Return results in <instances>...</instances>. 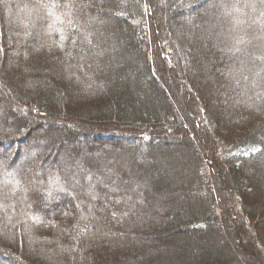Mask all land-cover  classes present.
Wrapping results in <instances>:
<instances>
[{
	"label": "trees",
	"instance_id": "1",
	"mask_svg": "<svg viewBox=\"0 0 264 264\" xmlns=\"http://www.w3.org/2000/svg\"><path fill=\"white\" fill-rule=\"evenodd\" d=\"M0 99V264H264V0H0Z\"/></svg>",
	"mask_w": 264,
	"mask_h": 264
},
{
	"label": "rangeland",
	"instance_id": "2",
	"mask_svg": "<svg viewBox=\"0 0 264 264\" xmlns=\"http://www.w3.org/2000/svg\"><path fill=\"white\" fill-rule=\"evenodd\" d=\"M72 1H75L78 6H82L83 9L86 7V5L89 4V2H92V0H72ZM218 14L219 13L213 14L211 12L210 15H209L208 12H207V17H210L211 23H209V25H208V27L206 29L207 30L209 29L211 32L214 31V33H216V35H218V34L221 33L227 39L229 37V35H230V34H228L229 33V28H230V19H226V17H223V16L220 18L218 16ZM215 23H218V24H215ZM111 30H113V29H111ZM106 34H107V38L110 41H112L113 39H116L118 37L117 34L111 33L109 30H108V33L106 31ZM222 39L223 40H226L224 37H222ZM223 40H219V42L217 43V45H219V48L220 49H218V56H217L218 60L216 62V65H219V63H220L219 61H220L221 56L223 54L222 53L223 52V49H224V47L226 45V41H223ZM117 43H118V45H120V38L118 39ZM112 53H114V52H112ZM118 53H120V51H118ZM133 54H135V53L132 52V54L130 56H128L127 54H124V57L127 58V59H129L131 61L132 59H134V58H132ZM109 61H111V62L108 63V67L109 66L111 67L112 66L111 63L114 62L113 61V58H111ZM220 65L221 66H224L225 63L224 62L223 63H220ZM110 74H112V72H110ZM109 76H107L108 77V81L110 80V77ZM210 76L213 77V75H210ZM174 96L176 97V98L174 97L176 99V101L180 104V101H179L178 97L175 94H174ZM170 99H172V98H170ZM0 100L2 101V99H0ZM11 107L14 108V105L11 106ZM180 107H181V104H180ZM193 108H194V102H193ZM196 108H197V106H196ZM180 109H182V108H180ZM14 112H15V108H14ZM202 114L203 113L200 111V113H199L200 119L202 118ZM6 116H8V113H6ZM209 119H211L210 116L209 115L208 116L206 115V121H207V123H211ZM39 121H41V120H39ZM47 121H48V119H47ZM39 123L40 122H37L36 120L33 121V123L31 122V124H35V125H34L33 129L29 133H30V135L33 137V139L35 141H33L32 138L29 139V141H24V142H21L22 140H20L19 138L14 141V147L15 148H19L21 150L20 153H23L24 152V155L22 154V155H20L18 157V159H20L22 162H29L30 164L32 163L33 153L28 152V148L29 147L34 148L37 153H41V152H44V151H46L48 149L49 150L50 149L51 150L52 149H55L56 148V147H54L55 144H57L60 141V145L61 144H63V145L57 147L58 150L56 152L55 160H57V159H59V160L60 159H63L64 161L65 160L67 161L70 157H72V153L76 150V148H80L81 151H82V149L87 148V146H84V145H83L84 147H82L81 145H80L81 147L79 145L73 146L74 145L73 142L70 139L67 140V138H65L66 137V133H65L66 131L59 130V129H54L52 127H48L47 128L45 125H41L39 127L38 126ZM52 123H54V122L52 121ZM41 128H42V130H41ZM23 129L24 128L21 129L22 134L27 133L26 131L23 133ZM207 129H210V128H207ZM212 130H213V127H212ZM196 135L198 136V133H196ZM26 138H27V135H26ZM198 138H199V136H198ZM2 140H6V139L2 138L1 141ZM87 142H89V140ZM161 143L163 144V141H161ZM198 143L199 144H202V142H200V141L198 142V140H196L195 141V148H196V146H198ZM88 147H89V145H88ZM2 151H3V149H2V145L0 143V154L3 153ZM6 152H9V154H10V153L13 152V149H8V151H6ZM26 152L29 155L25 154ZM90 159H92V158H90ZM154 162L153 163L150 162V163L153 164L154 166L155 165L158 166V164L156 162L155 163ZM161 166L163 167V165H161ZM65 167H68V168L65 169V171L72 170L70 164H68V163H66ZM164 167H165V171L162 172V168H161V173H159V174L162 175L161 184L159 185V187L162 190H164L167 186L170 187L171 182L174 179V174L169 171V167H167L165 165H164ZM156 168H158V167H156ZM37 173H40L39 172V168L34 167L33 173L32 172L27 173V170H22V173H20V174H37ZM31 180H33V177L32 176H31ZM134 225H135L134 222L129 223L128 226H127V228L124 229V231H130V228L131 227H134ZM121 230H123V229H121ZM138 231H140V230H138ZM262 236L264 237V234L263 233H262ZM100 237H101V234H100Z\"/></svg>",
	"mask_w": 264,
	"mask_h": 264
},
{
	"label": "bare ground",
	"instance_id": "3",
	"mask_svg": "<svg viewBox=\"0 0 264 264\" xmlns=\"http://www.w3.org/2000/svg\"><path fill=\"white\" fill-rule=\"evenodd\" d=\"M32 130V127L27 128V132H30Z\"/></svg>",
	"mask_w": 264,
	"mask_h": 264
}]
</instances>
